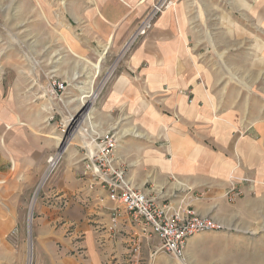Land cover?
I'll use <instances>...</instances> for the list:
<instances>
[{
    "label": "crops",
    "instance_id": "0c3cea01",
    "mask_svg": "<svg viewBox=\"0 0 264 264\" xmlns=\"http://www.w3.org/2000/svg\"><path fill=\"white\" fill-rule=\"evenodd\" d=\"M154 1L30 3L34 9L49 10L38 11L39 17L42 12L50 20L65 18L81 24L85 36L81 40L86 43L81 55L101 58L102 48L111 40L112 50L119 53ZM172 11L159 15L124 59L98 108L96 125L102 131L94 133L111 132L120 138L115 163L132 185L162 202L175 206L184 202V207L225 225L223 236H217L220 242H206L209 236L202 234L190 238L186 255L191 262L222 264L223 254L229 255L225 264H233L239 249L258 243L264 253V113L249 111V100L240 91L228 92L227 85L214 91L215 80L201 82V64L192 55L181 14ZM248 115L254 125H245ZM84 155L81 151L73 157L71 181L43 196L37 205L33 264H128L134 238L141 236L145 255L160 246L149 227L133 224L126 214L119 236H110L107 225L116 204L106 189L92 186L93 181L84 176ZM242 177L253 183L242 182ZM29 189V185L24 188L25 195ZM233 189L238 191L230 200L226 193ZM8 214L16 219L0 226V264H26L29 246L21 213ZM239 232H256V240H243ZM157 264H175V260L162 252Z\"/></svg>",
    "mask_w": 264,
    "mask_h": 264
},
{
    "label": "rangeland",
    "instance_id": "374dc122",
    "mask_svg": "<svg viewBox=\"0 0 264 264\" xmlns=\"http://www.w3.org/2000/svg\"><path fill=\"white\" fill-rule=\"evenodd\" d=\"M31 1L0 0V214L3 215L0 226L15 221V216L8 214L10 210L21 213L29 246L26 264H33L38 203L43 196L54 194L58 186L71 181L69 167L73 157L85 151L86 143L96 136L94 132L102 131L96 125L98 108L108 87L116 79L124 59L150 31L132 44L131 35L119 53L112 50L111 40L108 47L102 48L107 47V52L97 73L93 63L99 57L81 55L86 44L81 40L85 37L82 25L65 18L50 20L42 13L49 10L34 9ZM169 3L159 15L169 10L181 14V27L189 38L192 55L201 64V82L215 80L214 91H223L226 85L228 92L240 91L249 100V111L253 108L252 112L264 113V0H169ZM3 11L9 12V17ZM38 11H42L43 17H39ZM236 84L242 88L235 90ZM85 93L87 102L83 103L81 97ZM87 111L90 116L84 114ZM245 122L249 126L255 123L249 115ZM77 124L85 130L67 142L59 163L51 171L49 158L59 151L62 138ZM241 181L253 183L247 177ZM28 185L30 189L25 195L23 190ZM237 191L233 189V193ZM227 193L230 200L235 198L233 193ZM25 196L28 197L24 204ZM225 230L202 236H209L206 242H220L217 236H223ZM238 235L252 241L257 233ZM234 255L233 264H264V253L258 243L248 250L239 249ZM221 258L225 264L229 255L222 254ZM186 259L188 264H194L187 255Z\"/></svg>",
    "mask_w": 264,
    "mask_h": 264
},
{
    "label": "built area",
    "instance_id": "2783aa9c",
    "mask_svg": "<svg viewBox=\"0 0 264 264\" xmlns=\"http://www.w3.org/2000/svg\"><path fill=\"white\" fill-rule=\"evenodd\" d=\"M169 4V0H158L153 5L133 34L131 44L148 33L159 13ZM59 88H64L63 84L59 85ZM78 128L82 129L80 132L85 130L83 126ZM119 139L111 132L104 135L96 134L84 147V176L92 177L90 179L93 181L92 186L106 189L110 200L116 204L110 210V221L107 225L110 236L112 238L119 236L122 216L126 214L133 224L149 227L151 234L160 241L158 248L145 255L141 236L134 238L129 248L128 264H157L158 256L162 252L171 256L175 264H188L186 250L190 238L203 233L225 230V225L209 215L197 213L191 206L184 207V202L175 206L170 202L159 201L127 181L125 170L115 163ZM60 151L61 147L48 160L51 171L62 157ZM230 193L233 191L230 190L227 194Z\"/></svg>",
    "mask_w": 264,
    "mask_h": 264
},
{
    "label": "bare ground",
    "instance_id": "6f19581e",
    "mask_svg": "<svg viewBox=\"0 0 264 264\" xmlns=\"http://www.w3.org/2000/svg\"><path fill=\"white\" fill-rule=\"evenodd\" d=\"M65 3V2H64ZM107 52V48L104 50V52L101 54V58H99L98 59V61L97 62H95V63H93V67L95 68V70H96V72L97 73H100V71H101V68H102V64H101V60L105 57V53ZM91 95H94V97H96L97 96V94H95V93H92L91 92ZM88 96V94H84L82 97H81V100H82V102L83 103H86L87 101H86V99H85V97H87ZM90 111H87L86 113H84V114H86V115H88V116H90L89 113ZM82 129L81 128H78V125H73V127L71 128V131H69L63 138H62V141H63V144H62V146H61V151H60V154L66 149V147H67V142L69 141V140H71V139H73L74 138V136L78 133V132H80ZM61 140V139H60Z\"/></svg>",
    "mask_w": 264,
    "mask_h": 264
}]
</instances>
